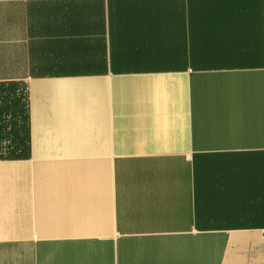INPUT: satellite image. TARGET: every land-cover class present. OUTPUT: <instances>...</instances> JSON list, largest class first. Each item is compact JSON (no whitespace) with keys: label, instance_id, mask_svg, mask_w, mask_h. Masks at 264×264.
Returning a JSON list of instances; mask_svg holds the SVG:
<instances>
[{"label":"crops","instance_id":"0c3cea01","mask_svg":"<svg viewBox=\"0 0 264 264\" xmlns=\"http://www.w3.org/2000/svg\"><path fill=\"white\" fill-rule=\"evenodd\" d=\"M0 264H264V0H0Z\"/></svg>","mask_w":264,"mask_h":264},{"label":"trees","instance_id":"16d2710c","mask_svg":"<svg viewBox=\"0 0 264 264\" xmlns=\"http://www.w3.org/2000/svg\"><path fill=\"white\" fill-rule=\"evenodd\" d=\"M20 106V119L21 122L25 123V120L27 118V105L25 103H21Z\"/></svg>","mask_w":264,"mask_h":264}]
</instances>
